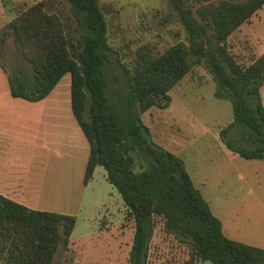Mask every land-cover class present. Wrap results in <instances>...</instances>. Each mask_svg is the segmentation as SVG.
<instances>
[{"label":"trees","instance_id":"1","mask_svg":"<svg viewBox=\"0 0 264 264\" xmlns=\"http://www.w3.org/2000/svg\"><path fill=\"white\" fill-rule=\"evenodd\" d=\"M78 24L74 40L66 24L37 3L10 24L30 72L8 77L13 98L39 103L71 75V109L90 148L84 175L88 186L98 167L121 195L135 221L130 264H146L155 218L167 232L213 264H264V249L228 238L179 156L159 145L137 113L167 109L170 91L193 69L191 56L213 74L216 96L229 98L234 119L220 137L235 155L264 159V55L242 66L227 48L229 38L264 8V0H171L189 33L163 54H143L128 72L129 93L119 110L108 96L106 67L112 48L99 0H65ZM2 67V66H1ZM3 69V67H2ZM76 217L39 211L0 195V240L10 243L2 264H54L69 245Z\"/></svg>","mask_w":264,"mask_h":264},{"label":"rangeland","instance_id":"2","mask_svg":"<svg viewBox=\"0 0 264 264\" xmlns=\"http://www.w3.org/2000/svg\"><path fill=\"white\" fill-rule=\"evenodd\" d=\"M40 2L47 13L62 19L74 40L80 35L65 0H0V188L26 184L27 201L17 202L76 217L71 241L59 246L54 264H130L135 221L121 195L103 167L96 169L88 186L83 184L90 148L72 113L71 75L39 103L10 94L8 77L30 72L10 24ZM186 2L198 7V0ZM99 4L112 48L106 67L108 96L121 110L129 93L128 72L138 57L163 54L179 42L190 45L189 33L171 0ZM227 48L245 67L264 55V8L229 38ZM190 59L193 69L170 91L167 109L136 111L155 142L184 160L225 235L264 249V159L241 158L222 142L221 131L234 119L232 103L216 96L218 86L207 64L195 56ZM261 96L264 103V86ZM43 120L49 124L40 130ZM57 133L59 140L54 138ZM9 245L0 240V264ZM146 264L213 263L195 258L191 246L167 232L165 221L157 217Z\"/></svg>","mask_w":264,"mask_h":264},{"label":"crops","instance_id":"3","mask_svg":"<svg viewBox=\"0 0 264 264\" xmlns=\"http://www.w3.org/2000/svg\"><path fill=\"white\" fill-rule=\"evenodd\" d=\"M53 93V92H52ZM51 93V94H52ZM53 115V114H52ZM51 115V116H52ZM50 116V114L48 115L47 114V117H49ZM45 124H46V121L44 122V120H43V124H40V126H39V129L41 130V128H42V126L44 125L45 126ZM48 122H47V126H48ZM59 127H60V125H59ZM64 127V126H63ZM55 139H58L59 138V134L57 133L56 134V136L54 137ZM59 140V139H58ZM95 174V173H94ZM1 178H0V183H1ZM18 184V183H17ZM1 186V185H0ZM27 188L28 187H26V184H22V185H17L16 187H13L12 185L11 186H2V188H0V195H3V196H5V197H7V198H10V199H12V200H14V201H16V200H18V199H24V200H21V201H27V197H26V195H27ZM17 202V201H16ZM21 204H23V203H21ZM25 205V204H24Z\"/></svg>","mask_w":264,"mask_h":264}]
</instances>
